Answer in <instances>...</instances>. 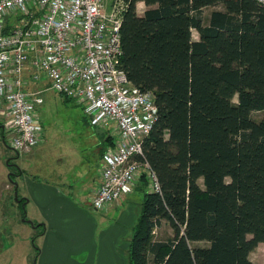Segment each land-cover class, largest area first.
Returning a JSON list of instances; mask_svg holds the SVG:
<instances>
[{
    "label": "trees",
    "instance_id": "trees-1",
    "mask_svg": "<svg viewBox=\"0 0 264 264\" xmlns=\"http://www.w3.org/2000/svg\"><path fill=\"white\" fill-rule=\"evenodd\" d=\"M123 1L121 65L154 95L143 154L160 185L151 192L142 174L134 187L127 263L261 264L249 254L264 242V5ZM218 5L205 22L203 9ZM163 220L173 236L155 240Z\"/></svg>",
    "mask_w": 264,
    "mask_h": 264
},
{
    "label": "built area",
    "instance_id": "built-area-1",
    "mask_svg": "<svg viewBox=\"0 0 264 264\" xmlns=\"http://www.w3.org/2000/svg\"><path fill=\"white\" fill-rule=\"evenodd\" d=\"M264 5V0H256ZM123 0H0V122L10 147L39 145L36 107L48 89L82 105L90 124H113L114 147L102 155L91 206L106 211L132 192L145 174L159 192L143 154V139L157 120L151 91L128 79L121 65Z\"/></svg>",
    "mask_w": 264,
    "mask_h": 264
},
{
    "label": "rangeland",
    "instance_id": "rangeland-1",
    "mask_svg": "<svg viewBox=\"0 0 264 264\" xmlns=\"http://www.w3.org/2000/svg\"><path fill=\"white\" fill-rule=\"evenodd\" d=\"M214 7L216 8V6ZM146 8L144 3H138L136 5V13L142 15ZM208 11L209 8L203 10L205 21L208 18ZM192 37L195 40L198 39V34L195 30H192ZM42 96L43 103L36 107V114L43 128L44 142L35 146L36 148H31L32 151L34 149L37 152L36 155H34L33 151L32 154L19 156L10 147L9 135L3 134L2 138L0 132V264H40L38 232L29 223L30 214L28 207L25 206L24 202L18 203L15 200V183L16 196L20 199L23 196L27 179L46 181L49 180L46 174L51 169L68 171L73 168L77 176L74 184L71 183L73 185L72 190H75V193L81 192L82 184L80 181L83 177L79 176V174L84 169L88 174H93L97 169L96 161L99 157L97 150L102 151V149L98 148L100 136L104 140L105 137L103 135H107L106 128L112 134L114 133L113 124L101 129L90 124L89 117L84 113L82 105L75 99L66 100L64 96L56 94L51 89L44 91ZM259 115L260 113L254 114L256 118ZM73 160H75V163L72 162ZM6 161L16 162L21 171H23V168L25 169L24 173L21 176H15L11 172V167L7 166L8 163L6 164ZM34 163L36 164L34 165ZM33 167L35 171H33ZM9 173L11 175L10 178L8 177ZM69 175L72 179L73 172H69ZM81 194H84V196L73 194V198L77 199L76 205L80 209L92 215L91 220L93 223L94 220L105 217L102 211L97 212L91 208L90 204H88L86 192ZM127 199L128 201L124 202L125 210L129 206L128 211L132 213L133 222H135L137 210L142 200V192H135L133 189ZM108 222L109 220L104 218V220H100L99 224L103 225L102 227L104 228ZM133 224L122 229L121 238L118 239L116 244L117 248L123 251L124 262L121 264H128L127 243H129ZM99 233L100 231H97L94 235L96 238L95 245L99 244ZM172 236L173 230L164 220L158 228L154 229L153 238L155 240H166ZM198 244L206 245L207 243L199 242ZM88 254L89 249L85 247L75 257L78 260H84L85 258L82 256L87 257ZM249 258L253 262L264 264V242H260L250 252Z\"/></svg>",
    "mask_w": 264,
    "mask_h": 264
},
{
    "label": "crops",
    "instance_id": "crops-1",
    "mask_svg": "<svg viewBox=\"0 0 264 264\" xmlns=\"http://www.w3.org/2000/svg\"><path fill=\"white\" fill-rule=\"evenodd\" d=\"M138 3L143 2L140 1ZM208 8L209 16L213 9H220L221 7L218 5L216 8L214 6L213 9L212 7H206L203 10ZM98 127L100 129L106 128L105 125ZM106 131L107 135H103L105 137L104 140L100 136L99 145L101 148L99 145L98 148L102 149V151L97 150L99 157L96 161L97 169L95 173L88 174L84 169L81 174H79V176L81 175L83 177L80 181L82 184L81 192L75 193V190H72V184H74V180H76L77 176L73 168L68 171L51 169L50 172L47 174L45 173L49 180L40 181L36 179H27L25 182L23 196L20 199L18 198L20 201L17 202H24L25 206L28 207V212L30 214L29 220L33 223V228H36L38 232L37 239L39 240L38 245L40 248V264H121L124 262L123 251L119 250L116 244L118 239L121 238L122 229L125 226L130 227V225L134 223L132 213L128 211L129 206L125 210L126 206L124 205V202L126 203L128 201L127 198L129 194L104 211L106 213L102 212L105 217L94 220V223L91 220L92 215L80 209L76 205L77 199L73 198V194L84 196V194L81 193L86 192L89 201L88 204H90V197L100 182L102 155L107 149L114 147V143L110 144L109 141L106 140L107 136L112 137L111 139L114 140V133L112 134L107 128ZM43 142L44 134L41 143ZM33 151L20 153L19 156L32 154ZM34 153V155L37 154L36 151H34ZM72 162L75 163V160ZM35 164L36 163H34V165ZM22 170L23 171H19L17 177L24 173L25 169L23 168ZM33 171H35L34 167ZM69 172H73V180L70 178ZM8 175H10V173ZM138 181H136V184ZM91 208L94 209L92 206ZM110 214H112V216H110ZM104 218H107L109 222L103 228V225H100L99 222L100 220H104ZM97 231H100L98 239L99 244L95 245L96 238L94 235ZM128 244L129 243H127V245ZM85 247L89 249L88 256H82L85 259L78 260L75 255Z\"/></svg>",
    "mask_w": 264,
    "mask_h": 264
},
{
    "label": "flooded vegetation",
    "instance_id": "flooded-vegetation-1",
    "mask_svg": "<svg viewBox=\"0 0 264 264\" xmlns=\"http://www.w3.org/2000/svg\"><path fill=\"white\" fill-rule=\"evenodd\" d=\"M0 132H1V135L3 136V129L1 127V123H0ZM8 166L11 167V172L14 175H17L19 173L20 168H19V166L17 165L16 162H8Z\"/></svg>",
    "mask_w": 264,
    "mask_h": 264
},
{
    "label": "water",
    "instance_id": "water-1",
    "mask_svg": "<svg viewBox=\"0 0 264 264\" xmlns=\"http://www.w3.org/2000/svg\"><path fill=\"white\" fill-rule=\"evenodd\" d=\"M1 127H2V125H1ZM6 163H8V161H6ZM8 177L10 178V175H8ZM14 195H15V200H16V201H20V200L17 198V196H16V183H15ZM29 223L33 226V223H32L31 221H29Z\"/></svg>",
    "mask_w": 264,
    "mask_h": 264
}]
</instances>
